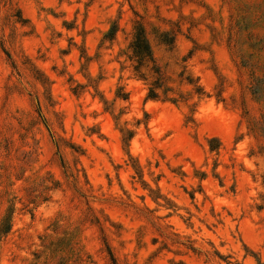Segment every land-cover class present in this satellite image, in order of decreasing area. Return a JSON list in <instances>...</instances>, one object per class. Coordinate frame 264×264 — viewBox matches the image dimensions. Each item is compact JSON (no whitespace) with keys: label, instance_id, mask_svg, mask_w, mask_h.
I'll return each mask as SVG.
<instances>
[{"label":"rangeland","instance_id":"rangeland-1","mask_svg":"<svg viewBox=\"0 0 264 264\" xmlns=\"http://www.w3.org/2000/svg\"><path fill=\"white\" fill-rule=\"evenodd\" d=\"M0 264H264V0H0Z\"/></svg>","mask_w":264,"mask_h":264},{"label":"trees","instance_id":"trees-1","mask_svg":"<svg viewBox=\"0 0 264 264\" xmlns=\"http://www.w3.org/2000/svg\"><path fill=\"white\" fill-rule=\"evenodd\" d=\"M134 51L139 56H151V49L148 41L144 38L142 33L138 34L136 41L133 45Z\"/></svg>","mask_w":264,"mask_h":264}]
</instances>
